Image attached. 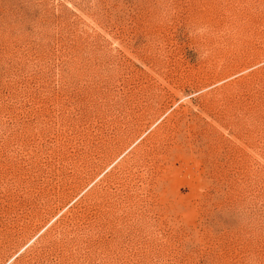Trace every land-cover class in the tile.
<instances>
[{
  "label": "rangeland",
  "instance_id": "rangeland-1",
  "mask_svg": "<svg viewBox=\"0 0 264 264\" xmlns=\"http://www.w3.org/2000/svg\"><path fill=\"white\" fill-rule=\"evenodd\" d=\"M0 264H264V0H0Z\"/></svg>",
  "mask_w": 264,
  "mask_h": 264
}]
</instances>
